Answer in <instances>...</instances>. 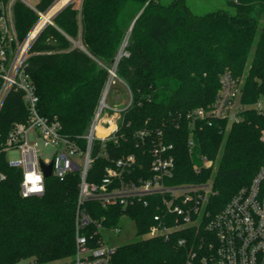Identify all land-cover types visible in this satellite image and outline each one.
<instances>
[{"label":"trees","instance_id":"1","mask_svg":"<svg viewBox=\"0 0 264 264\" xmlns=\"http://www.w3.org/2000/svg\"><path fill=\"white\" fill-rule=\"evenodd\" d=\"M56 4L55 12L62 9L31 46L28 72L40 114L56 117L63 135L82 148L109 70L130 32L116 75L131 103L121 112L117 143H95L89 181L100 180L106 166L130 154L145 159L148 167L150 158L142 153L148 154L153 140H163L173 145L171 183L212 180L215 195L209 208L216 212L264 169V110L255 108L264 96V0H227L228 8L204 15L193 14L184 0H39L35 6L46 13ZM13 13L18 38L24 40L40 17L19 0ZM225 71L241 88L236 120L198 121L191 131L188 115L213 105ZM27 117L22 93L12 90L0 110V171L5 175L0 182V264L63 262L75 253L79 174L64 181L47 178L43 196L22 198V170L7 159L6 139ZM140 132L148 133L143 147ZM100 152L108 157L97 156ZM205 159L211 167L204 166ZM87 207L93 217H106L108 225H118L124 215L135 223L140 239L117 247L112 264H187L191 246L177 245L187 236L183 232L171 241L141 236L154 208L104 209L94 202Z\"/></svg>","mask_w":264,"mask_h":264},{"label":"built area","instance_id":"2","mask_svg":"<svg viewBox=\"0 0 264 264\" xmlns=\"http://www.w3.org/2000/svg\"><path fill=\"white\" fill-rule=\"evenodd\" d=\"M16 1L0 2V110L9 93L16 90L23 95L28 117L11 130L5 151L15 149L20 153V159L9 161V164L22 170V198L44 195L47 178L41 162L46 166L52 165L51 177L60 181L72 173L79 174L74 264H112L117 249L113 239L122 233L123 220L134 223L128 215H124L118 225H108L106 217L95 218L88 212L87 204L90 202L104 209L121 207L126 210L136 205L154 208L152 223L141 236L171 241L177 233L183 232L187 236L179 238L177 245L182 248L191 246L187 264H195L196 260L201 264H264V169L250 185L242 187L224 208L216 212L209 208L210 200L215 195L213 182L171 183L175 170L173 145L163 140L157 143L153 140L148 154L145 151L142 153L150 158L148 167L145 159L139 160L135 154H130L106 166L100 180H88L94 163L95 143L101 142L102 146L109 141L117 143L121 112L126 108L119 110L105 103L110 85L115 79L119 80L117 65L109 70V81L82 148L77 140L63 135L61 122L56 117L51 119L40 114L39 97L28 72L30 48L41 29L53 25L56 12L50 15V10L41 13L36 9V4L19 0L40 17L25 39L20 40L13 13ZM46 16L49 17L40 26V21ZM121 56L122 53L118 55L116 63ZM220 84L210 108L196 109L188 115L191 131L198 121L210 123L213 119H230V116L236 120L238 112L232 115L231 107L236 99H240V84L229 71L221 75ZM258 111L263 110L258 108ZM162 134L159 132L160 136ZM139 136V146L143 147L148 133L140 132ZM188 145L190 148L194 146L192 139ZM97 156L108 157L105 152ZM204 166L211 167L212 163L205 159ZM194 169L200 171L198 166ZM29 176H39L40 179L34 185ZM4 179L5 175L0 171V182ZM34 187L42 190L30 191Z\"/></svg>","mask_w":264,"mask_h":264},{"label":"rangeland","instance_id":"3","mask_svg":"<svg viewBox=\"0 0 264 264\" xmlns=\"http://www.w3.org/2000/svg\"><path fill=\"white\" fill-rule=\"evenodd\" d=\"M31 3L36 4L39 0H29ZM72 1V0H69ZM173 0H162V2L164 3H170ZM185 4L187 5L188 9L195 15H204L210 12H214L217 11L219 9H226L228 8L227 6V0H184ZM59 4L54 5L50 11L48 12V14H52L55 12V10L58 7ZM42 21V20H41ZM40 21V23H41ZM39 23V24H40ZM40 26H42L40 24ZM130 33V32H129ZM129 33L126 35L123 44L119 50V53H124L125 51V46L127 44V40L129 37ZM117 55V57H118ZM116 57V59H117ZM117 65L116 60L112 65V68L110 70H113V68ZM117 92L118 93V103L115 102L116 101V97H114V93ZM105 103L109 106H116L119 110L124 109L125 107H127L130 103V93L129 90L127 89V87L124 85V83H122L121 81H119L118 79H115V82L110 85L109 89H108V93L105 99ZM255 108H261L262 110H264V96H261L260 100L258 101V103L255 105ZM240 109V99H236V101L233 103L232 107H231V114H236ZM229 124L231 122L234 121V118L230 116L229 119ZM7 155V159L8 161H17L20 159V153L19 151L15 150V149H10L7 151L6 153ZM216 164H214L215 166ZM216 167V166H215ZM208 182H213L212 180L208 181ZM121 229H122V233L115 237L113 239V245L114 246H122L134 241H137L138 239H140V236H138L136 234L135 231V226L134 223L131 221H128L127 219H124L122 224H121ZM17 264H37L34 263L32 261H28V260H23L18 262ZM49 264H74L73 262V258L67 261H63V262H53V263H49Z\"/></svg>","mask_w":264,"mask_h":264},{"label":"water","instance_id":"4","mask_svg":"<svg viewBox=\"0 0 264 264\" xmlns=\"http://www.w3.org/2000/svg\"><path fill=\"white\" fill-rule=\"evenodd\" d=\"M62 9V8H61ZM61 9H58V11L56 12V14L61 10ZM143 12V10L139 13V15L137 16V18L141 15V13ZM56 14H55V16H56ZM54 16V17H55ZM136 18V19H137ZM135 22V21H134ZM45 27H43L42 29H41V31H40V33L42 32V30L44 29ZM39 33V34H40ZM39 34H38V36H39ZM37 36V37H38ZM41 167H42V169H43V172H44V176L46 177V178H50L51 177V173H52V165H49V166H46V165H44L42 162H41Z\"/></svg>","mask_w":264,"mask_h":264},{"label":"clouds","instance_id":"5","mask_svg":"<svg viewBox=\"0 0 264 264\" xmlns=\"http://www.w3.org/2000/svg\"><path fill=\"white\" fill-rule=\"evenodd\" d=\"M29 180H32L33 184L35 185L36 181L40 179L39 176H29L28 177ZM37 190H42V189H36L35 187L33 189H30V191H37Z\"/></svg>","mask_w":264,"mask_h":264},{"label":"crops","instance_id":"6","mask_svg":"<svg viewBox=\"0 0 264 264\" xmlns=\"http://www.w3.org/2000/svg\"><path fill=\"white\" fill-rule=\"evenodd\" d=\"M114 95H115L114 97H116V101H115V102H117V103H118V93H117V92H115V93H114Z\"/></svg>","mask_w":264,"mask_h":264},{"label":"bare ground","instance_id":"7","mask_svg":"<svg viewBox=\"0 0 264 264\" xmlns=\"http://www.w3.org/2000/svg\"><path fill=\"white\" fill-rule=\"evenodd\" d=\"M48 17L46 16L43 20L45 21Z\"/></svg>","mask_w":264,"mask_h":264}]
</instances>
